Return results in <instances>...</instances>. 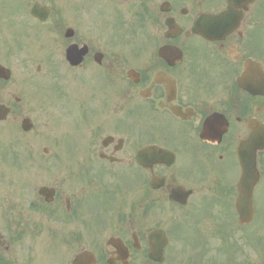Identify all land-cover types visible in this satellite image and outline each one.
<instances>
[{
	"label": "flooded vegetation",
	"instance_id": "af4514ba",
	"mask_svg": "<svg viewBox=\"0 0 264 264\" xmlns=\"http://www.w3.org/2000/svg\"><path fill=\"white\" fill-rule=\"evenodd\" d=\"M0 106V264H264V0H0Z\"/></svg>",
	"mask_w": 264,
	"mask_h": 264
},
{
	"label": "rangeland",
	"instance_id": "374dc122",
	"mask_svg": "<svg viewBox=\"0 0 264 264\" xmlns=\"http://www.w3.org/2000/svg\"><path fill=\"white\" fill-rule=\"evenodd\" d=\"M40 123L42 124L43 123V120L41 119V121H40ZM38 131H40V129L38 130ZM42 133L43 132H41L39 135H42ZM36 135H38V134H36ZM4 162V161H3ZM200 247V246H199ZM198 247V249L196 250V252L194 253V255L192 256V259L191 260H193V261H197V260H199V261H202V256H201V254H203V252H202V248H199ZM214 253L212 252L211 253V255H210V259L212 260V259H216V257H217V255L215 254L214 256ZM144 259V253L143 252H141V253H138V254H135V255H133V260L132 261H140V260H143ZM179 260H181V258H179ZM189 260V256H186L185 257V261H188ZM169 261H172V258H171V260H170V258H169Z\"/></svg>",
	"mask_w": 264,
	"mask_h": 264
},
{
	"label": "water",
	"instance_id": "95a60500",
	"mask_svg": "<svg viewBox=\"0 0 264 264\" xmlns=\"http://www.w3.org/2000/svg\"><path fill=\"white\" fill-rule=\"evenodd\" d=\"M160 252H161V249H159V251H158V255H160Z\"/></svg>",
	"mask_w": 264,
	"mask_h": 264
}]
</instances>
